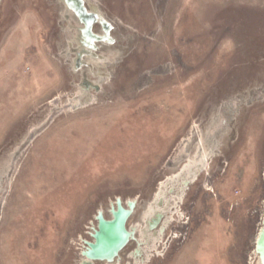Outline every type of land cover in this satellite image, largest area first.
<instances>
[{
    "label": "rangeland",
    "instance_id": "rangeland-1",
    "mask_svg": "<svg viewBox=\"0 0 264 264\" xmlns=\"http://www.w3.org/2000/svg\"><path fill=\"white\" fill-rule=\"evenodd\" d=\"M263 224L264 0H0V264H263Z\"/></svg>",
    "mask_w": 264,
    "mask_h": 264
},
{
    "label": "water",
    "instance_id": "water-1",
    "mask_svg": "<svg viewBox=\"0 0 264 264\" xmlns=\"http://www.w3.org/2000/svg\"><path fill=\"white\" fill-rule=\"evenodd\" d=\"M119 206L116 211H112V218L108 221L98 218V230L94 234V243L88 244L90 252L85 251L83 254H89L90 260L112 261L118 252L126 245L130 238V233L125 230V222L130 214L133 204H130V210H125ZM111 234L112 240L107 238ZM107 238V239H106ZM260 240V241H259ZM259 243L256 245V251L260 256L261 263L264 264V224L260 231ZM258 247V248H257ZM87 259V258H86ZM89 260V259H87Z\"/></svg>",
    "mask_w": 264,
    "mask_h": 264
},
{
    "label": "bare ground",
    "instance_id": "bare-ground-1",
    "mask_svg": "<svg viewBox=\"0 0 264 264\" xmlns=\"http://www.w3.org/2000/svg\"><path fill=\"white\" fill-rule=\"evenodd\" d=\"M193 162L192 161H188L187 162V164L185 165V167L182 169V174L184 173V174H187V173H189L190 171H191V167H193L194 166V164H192ZM198 163H200V161H198ZM196 164V163H195ZM180 176H181V174L177 177L178 179H180ZM175 179V178H174ZM171 181H172V183H174V181H173V179H171ZM168 183V182H167ZM175 184H176V182H175ZM189 184V181L188 180H181V181H179V183H178V185L182 188V186L183 187H186L187 185ZM175 186V187H174ZM174 186H172V187H170L169 189H167V191H166V193H172L173 191H174V188L176 189L177 188V185H174ZM174 187V188H173ZM160 195V194H159ZM164 196H165V193H163V196L162 195H160V197L157 199V206H160V205H162V203H163V201H164ZM157 212V211H156ZM158 213V212H157ZM150 226H152V225H150ZM97 231V230H96ZM259 236H260V232H258V234H257V236H256V239H255V245H258V243H259ZM107 238H109L110 240H112L113 238H114V236L113 237H111V234H109V236L107 237ZM106 238V239H107ZM259 240V241H258ZM258 248V247H257ZM90 249L91 248H87L86 249V251L88 250L89 252H90ZM122 250V249H121ZM120 250V251H121ZM87 251V252H88ZM119 251V252H120ZM119 252H118V254H119ZM117 254V255H118ZM87 256H86V258L87 259H89V261H91L90 260V258H89V254L87 253L86 254ZM116 257H114V259H115ZM105 262L106 263H110L111 261L110 260H105ZM85 264V263H84Z\"/></svg>",
    "mask_w": 264,
    "mask_h": 264
},
{
    "label": "flooded vegetation",
    "instance_id": "flooded-vegetation-1",
    "mask_svg": "<svg viewBox=\"0 0 264 264\" xmlns=\"http://www.w3.org/2000/svg\"><path fill=\"white\" fill-rule=\"evenodd\" d=\"M156 220H157V218H156V219H154V221L151 223V225H152L151 227H153V226H156V223H157V221H156Z\"/></svg>",
    "mask_w": 264,
    "mask_h": 264
}]
</instances>
